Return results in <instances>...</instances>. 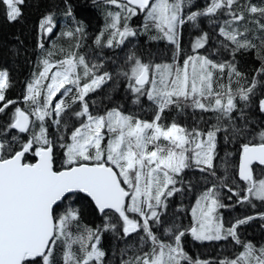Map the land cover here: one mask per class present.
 Wrapping results in <instances>:
<instances>
[{
    "label": "snow or ice",
    "instance_id": "snow-or-ice-1",
    "mask_svg": "<svg viewBox=\"0 0 264 264\" xmlns=\"http://www.w3.org/2000/svg\"><path fill=\"white\" fill-rule=\"evenodd\" d=\"M27 3L0 0V12L22 21ZM106 3L116 10H106L96 47L131 45L114 68L80 53L87 29L75 18L61 32L68 47L46 48L54 12L38 21L41 58L19 97L10 95V71L0 68V264H264V242L239 231L257 219L264 228V211L234 221L219 211L264 207V0ZM64 15L73 17L70 6ZM185 25L198 30L188 48ZM140 35L170 45V60H145L132 43ZM248 54L258 61L250 72L240 65ZM109 82L136 107L93 111L90 94ZM189 109L210 115L191 127L167 121L169 112ZM190 170L205 186L190 209L170 213L173 197L192 192ZM85 203L98 223L85 222ZM106 235L115 242L109 247ZM189 235L229 241L232 254L193 258L184 246Z\"/></svg>",
    "mask_w": 264,
    "mask_h": 264
},
{
    "label": "trees",
    "instance_id": "trees-1",
    "mask_svg": "<svg viewBox=\"0 0 264 264\" xmlns=\"http://www.w3.org/2000/svg\"><path fill=\"white\" fill-rule=\"evenodd\" d=\"M261 0H253V3H260ZM195 3L199 5H204L206 0H195ZM66 6H70L73 12V17H66L64 11ZM108 6L106 5V0H67V5L65 0H28L26 7L24 8V16L22 21L9 22L5 18L2 12H0V68H7L13 78L14 88L10 95L14 98L19 97L22 92L25 81L31 79V74L36 70V64L40 57V49L38 44L41 40L38 29L39 19L48 14L49 12H54L57 27L54 29V34L45 36L44 42L46 48H51L53 44L58 47L63 45L68 47L66 40H61L58 44V40L51 42V39L64 30H71L75 27L73 18L80 21L85 25L87 29L86 38L81 41L82 47L79 49L80 53L84 54L89 60L96 59L102 60L106 67L109 69L114 68L115 65L112 60L122 61L123 57L131 45L126 44L123 49H103L100 50L96 47L94 43V38L99 35L104 29L105 15ZM141 18L134 17L131 21V25L134 28H139L141 26ZM71 23V24H70ZM189 26L185 25L184 27ZM185 37V34H184ZM184 37H182V43L184 44ZM188 41V38L185 39ZM93 43V44H92ZM138 54L141 55L145 60L151 58L156 62L165 61V57L161 59L156 56L158 52V47H155L146 37L138 36L132 42ZM94 45V46H93ZM164 47L166 50L169 49L168 45L160 43V47ZM107 50V51H106ZM240 65L245 70L250 72L253 67L258 66V61H256L251 54L244 57H240ZM111 90V82L105 84L97 92L90 94L92 98L96 101L97 107L93 111H104L105 108H111L113 106L123 105L126 111L134 109L136 106L132 105L127 99L123 88H118L115 91ZM111 95L112 99L109 100L108 96ZM144 113V112H141ZM203 115L205 118L210 115L207 113H200L197 111L194 115L192 110H187L186 114H179L175 111L171 112L168 116L169 122L175 118L180 124L186 125L188 127L193 126L199 117ZM259 115V114H257ZM203 127V123L200 124ZM231 147V146H229ZM224 146L221 145V156L223 155ZM219 163V161H217ZM201 173L196 171H187L185 173V187H187L188 182L191 181L192 192H185L183 195L177 194L171 199L169 212H173L177 207L183 206L185 209H190L194 204L196 195L203 189L205 182L201 179ZM226 200V201H225ZM224 203L232 205L227 199H224ZM84 220L86 223L95 224L98 223V219L92 214L91 209L88 208L87 204L84 205ZM247 206H241L237 204L235 208L232 206L220 209L222 213L228 214L231 211L233 215L230 214V220L234 221L236 218L243 217L245 215H255L259 211H264L262 207H258L259 210H254L252 208L245 210ZM181 219L180 222L187 226L190 223L191 217L186 212L179 214ZM242 238L250 240L254 243L261 242V238L264 236V228L261 227V221L259 219L252 221L251 223L241 226L239 229ZM185 242L192 243L194 248L200 251L201 259L217 260L214 252L222 247L221 243L216 242H204L196 243L191 239V236L185 237ZM115 242L111 240L110 236H105L104 244L106 247L114 244ZM185 249L187 245L184 244ZM204 249L208 252L204 254ZM209 251L211 253L208 255Z\"/></svg>",
    "mask_w": 264,
    "mask_h": 264
},
{
    "label": "rangeland",
    "instance_id": "rangeland-1",
    "mask_svg": "<svg viewBox=\"0 0 264 264\" xmlns=\"http://www.w3.org/2000/svg\"><path fill=\"white\" fill-rule=\"evenodd\" d=\"M106 5L108 6V10H112V11H115L116 9L114 8V6H111V5H108L107 3H106ZM133 20V19H132ZM131 20V21H132ZM141 24H142V22H141ZM203 27L205 28V29H207L208 28V25H207V23H205L204 25H203ZM198 30L197 29H194V28H192L190 25L189 26H186V27H184V29H183V35H182V37H184V34H185V37H184V46L186 47V48H188L189 47V45H190V41L194 38V35L196 34V32H197ZM141 37H146L148 40H149V38H148V36L147 35H140ZM186 37L188 38V41H186L185 39H186ZM55 40H58V44L61 42V36L59 35V34H57V35H55L52 39H51V42H53V41H55ZM151 43H153L154 45H155V47H158L159 49H158V52H156V56L158 57V58H162V57H165V61H169L170 60V52L168 51V50H166L164 47H160V43H164L165 45H168L165 41H163V40H160V41H152V40H149ZM168 47H170V45H168ZM138 114L139 115H141V116H143V117H145V118H150V116H151V113L150 112H148V113H141V112H138ZM171 115V112H169L168 114H167V121L169 122V118H168V116H170ZM171 213V212H170ZM223 218H224V216H223ZM226 220H230V214H227L226 215ZM191 239H192V237H191ZM193 240V239H192ZM194 241V240H193ZM196 242V241H195ZM196 243H199V242H196ZM227 244V243H226ZM229 246H230V248H232L231 247V245H226V249H225V251L228 249V250H230L229 249ZM208 251L207 250H205L204 249V254H206ZM211 253V251H209V253H208V255Z\"/></svg>",
    "mask_w": 264,
    "mask_h": 264
},
{
    "label": "flooded vegetation",
    "instance_id": "flooded-vegetation-1",
    "mask_svg": "<svg viewBox=\"0 0 264 264\" xmlns=\"http://www.w3.org/2000/svg\"><path fill=\"white\" fill-rule=\"evenodd\" d=\"M228 201L229 200H227V202ZM229 202L232 203L233 201H229ZM236 206H237V204L235 206H232V209L235 208ZM258 207L255 210H259ZM250 208L251 207H248L247 206V208H245V210L250 209ZM262 209L264 210V207H262ZM227 213L233 215V213L231 211H229ZM221 214H222V216H224V220H225V217H226L227 214L224 213V211ZM261 242H264V236L261 238ZM216 243H221L222 244V247L218 250V252L215 251L213 256H215L217 258H223L225 256H231L232 251H233V248H234V245L231 242H229V241H220V242H216ZM185 244L187 245V249H185V250L188 252V254L190 256H192L193 258H195V257H200L201 258L200 251L198 249L194 248V245H192V243H190V245H189V242H185ZM228 244L231 245L232 248H230V246H229V249L230 250L227 249L225 251L226 245H228Z\"/></svg>",
    "mask_w": 264,
    "mask_h": 264
},
{
    "label": "bare ground",
    "instance_id": "bare-ground-1",
    "mask_svg": "<svg viewBox=\"0 0 264 264\" xmlns=\"http://www.w3.org/2000/svg\"><path fill=\"white\" fill-rule=\"evenodd\" d=\"M71 24V23H70ZM93 44V43H92ZM94 46V45H93ZM107 51V50H106Z\"/></svg>",
    "mask_w": 264,
    "mask_h": 264
}]
</instances>
